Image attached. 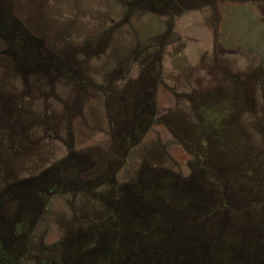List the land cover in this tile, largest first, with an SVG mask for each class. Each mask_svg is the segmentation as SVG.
Returning a JSON list of instances; mask_svg holds the SVG:
<instances>
[{
  "label": "rangeland",
  "instance_id": "obj_1",
  "mask_svg": "<svg viewBox=\"0 0 264 264\" xmlns=\"http://www.w3.org/2000/svg\"><path fill=\"white\" fill-rule=\"evenodd\" d=\"M6 1L40 40L25 68L9 50L17 73L0 41V125L21 112L24 137L14 161L0 149V188L35 207L8 264H76L112 203L151 175L198 182L220 223L239 226L231 237L264 250V0ZM76 92L68 111L57 104ZM29 187L43 188L36 201Z\"/></svg>",
  "mask_w": 264,
  "mask_h": 264
},
{
  "label": "trees",
  "instance_id": "obj_2",
  "mask_svg": "<svg viewBox=\"0 0 264 264\" xmlns=\"http://www.w3.org/2000/svg\"><path fill=\"white\" fill-rule=\"evenodd\" d=\"M136 191L112 203V220L97 226L88 248L78 245L76 264H264L262 242L231 237L239 226L220 223L198 182L151 175Z\"/></svg>",
  "mask_w": 264,
  "mask_h": 264
},
{
  "label": "flooded vegetation",
  "instance_id": "obj_3",
  "mask_svg": "<svg viewBox=\"0 0 264 264\" xmlns=\"http://www.w3.org/2000/svg\"><path fill=\"white\" fill-rule=\"evenodd\" d=\"M13 10L14 9L11 8V6L9 5V2H7L6 0H0V41H2V42L4 41L7 45V50H2V51L6 55L5 57L8 58V59H6L5 62H7V64L9 65V68H11L12 70L16 69V73H17L18 70L19 71H21V70L15 65L16 63L12 65V62L14 60L12 59V61H11L10 57H12V56L9 53V50L13 49L14 51H16L15 48L13 47V45H17L18 48L21 49L20 50L21 53L16 55L18 57V59L21 61V63H18L19 61L16 59H15V61L18 63V65H23V68H25V67L29 66V63H30L29 54H31L30 51L28 52L26 50L25 46L27 44L28 45L36 44V42H40V40L36 39L33 41V40L27 39L28 34H26V31L24 30L23 25L17 22L16 16L14 15ZM13 56H15V55H13ZM43 60H47V58H43ZM2 61H4V60L0 59V62H2ZM41 66L45 67L44 63ZM21 72H23V71H21ZM42 72H45V71H42ZM10 73L13 74L17 80L18 79L21 80V79L25 78L24 76L15 75L13 71H11ZM58 73H60V71H58ZM65 79H66L65 83H69V85H71L72 88H75L76 84L73 83L72 80L70 81L67 78H65ZM19 80L17 81L18 84H19ZM18 94H19V92H18ZM77 94H78L77 92L75 94L72 93L70 96H67V98L64 97L62 99V102L58 101L60 103H57V104H62L63 109L65 108L64 110L68 111V107L70 106V102L74 103V100H72L73 96H77ZM30 113L34 114V111L32 112L31 109L27 110L26 111L27 117H30ZM54 113H56L57 116H62L63 112L61 109L59 111H53V114ZM19 115H20V118L16 124L12 125L9 123V124L0 125V149H1V152L5 149V152L3 155L5 158H7L9 160V163L14 161L16 158L19 157L16 155L15 151L13 152V151H11V149L17 148V146H20L19 144L21 143V138H24L23 135H21V134L19 135V133H17L18 128L21 127L20 123H21V119L23 118V114L21 112L19 113ZM24 116L26 117V115H24ZM40 118L43 121L42 123L45 125V121H46L45 116L43 114H41ZM0 122L2 123L3 121H0ZM34 127L39 128L38 132L39 133L41 132L40 134L42 135L43 139H47V133L46 132L51 131V130L55 131V133H53L54 135H50L51 137H49L48 139L56 140V138H58V136L61 135L60 134V129H62L61 126L60 127L56 126L53 129V128L48 127V126H42L41 124H34ZM40 128H42V130H40ZM25 130H24V133H25ZM56 130H58V131H56ZM4 132H5V135H4ZM27 138H28V142H30L29 138H31V135H28ZM0 157H2L1 154H0ZM4 162L5 161L0 159V165L4 164ZM75 163H77V162H73V164L70 165L72 167V172H73V169L76 171V170H79L81 168V166L79 164H75ZM42 182L45 183V180H42ZM59 182H57V183H59ZM31 188L29 187L26 190H24V189L20 190V191H22L21 194L24 195L27 193L29 198H30V195H33L34 200L36 201L37 200L36 196H38L37 191L42 190L43 188H36V189L33 188V191L30 192ZM50 188H52V187H50ZM1 189L2 188H0V256H1L0 257V264H8L9 258L6 256V254L11 253V251L14 250L15 243H20V244L23 243L24 244L23 250L26 251L25 246H26V243L28 242L29 237L25 238V233H24L25 226L28 229L27 222H28V219L31 217V215L34 214L33 208H35V207L30 206V202H29L28 198L23 199V197H18L15 194H13V196H11L10 195L11 193H8L7 189H5V188L2 189L4 191V193H1ZM17 191H15V192H17ZM27 232H28V230H27Z\"/></svg>",
  "mask_w": 264,
  "mask_h": 264
}]
</instances>
